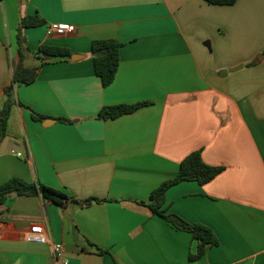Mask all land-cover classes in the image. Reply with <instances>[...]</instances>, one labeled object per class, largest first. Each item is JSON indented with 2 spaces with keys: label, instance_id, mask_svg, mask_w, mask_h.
<instances>
[{
  "label": "crops",
  "instance_id": "0c3cea01",
  "mask_svg": "<svg viewBox=\"0 0 264 264\" xmlns=\"http://www.w3.org/2000/svg\"><path fill=\"white\" fill-rule=\"evenodd\" d=\"M25 16L43 20L22 31L24 65L39 68L15 85L6 136L20 141L0 153V184L19 177L105 201L69 204L78 207L68 214L38 195L8 198L0 264H57L28 233L62 243L70 264H264V0H0V109ZM51 23L75 30L49 34ZM105 38L122 43L107 86L91 56ZM42 45L82 57L45 58ZM137 102L148 104L98 115ZM196 150L223 170L169 187L163 208L212 231L216 243L200 256L191 233L145 204Z\"/></svg>",
  "mask_w": 264,
  "mask_h": 264
},
{
  "label": "trees",
  "instance_id": "16d2710c",
  "mask_svg": "<svg viewBox=\"0 0 264 264\" xmlns=\"http://www.w3.org/2000/svg\"><path fill=\"white\" fill-rule=\"evenodd\" d=\"M214 5H231L236 0H204ZM43 20L36 16H25L21 19L17 28V61L13 67L12 81L4 87L3 92L6 99L0 109V143L6 136L7 119L11 107L15 103L14 88L18 83H31L37 77L39 67H27L24 65L25 48L23 46L24 37L22 31L25 27L40 25ZM122 43L112 38L96 39L91 43V56L93 59L94 72L101 80L103 86L109 85L115 78L119 65V53ZM42 53H47L52 59L70 58L71 52L66 47L42 45L39 49ZM46 59H43L45 62ZM148 102H137L134 104H118L104 106L98 113L99 117L108 119L116 118L120 115L130 113ZM32 117L36 120H43L45 116L31 111ZM223 170L221 166H213L203 161L201 150H196L185 156L179 163L176 175L165 180L158 185L149 195V202L145 203L152 213L157 214L176 228L191 233L192 237L199 241L198 254L203 253V246L206 243H216V238L212 231L206 226L189 223L175 214L166 213L163 208L166 190L181 181H196L205 184L213 179ZM38 195L43 200L53 202L61 207L69 204L90 205L93 202H103L105 200L91 197L79 199L66 194L56 188L50 187L40 182H27L19 177H11L0 184V220L4 213L3 206L5 201L14 196ZM118 264V263H116Z\"/></svg>",
  "mask_w": 264,
  "mask_h": 264
},
{
  "label": "built area",
  "instance_id": "2783aa9c",
  "mask_svg": "<svg viewBox=\"0 0 264 264\" xmlns=\"http://www.w3.org/2000/svg\"><path fill=\"white\" fill-rule=\"evenodd\" d=\"M74 30L75 27L67 23H51L47 27V31L49 34L63 35L67 32H73ZM16 155L21 156L22 153L17 152ZM25 239L31 242L49 243L51 247V253L55 262L57 264H70L67 258L65 257L63 244L60 242L51 241L46 233H41V234L28 233L25 236ZM200 264H208V263H200Z\"/></svg>",
  "mask_w": 264,
  "mask_h": 264
},
{
  "label": "water",
  "instance_id": "95a60500",
  "mask_svg": "<svg viewBox=\"0 0 264 264\" xmlns=\"http://www.w3.org/2000/svg\"><path fill=\"white\" fill-rule=\"evenodd\" d=\"M42 56H44L45 58H49V54H47V53H43L42 54ZM80 57H82L81 55H78V54H72L71 55V59L72 60H77V59H79ZM224 73H226V72H224ZM16 140V141H20L18 138H13V137H11V136H5L4 137V139H3V141L1 142V145H0V153H4V152H6V149L8 148V142L10 141V140ZM78 206L77 205H74V206H72V208H70V207H66L65 208V211L69 214L70 212H71V209H76Z\"/></svg>",
  "mask_w": 264,
  "mask_h": 264
}]
</instances>
